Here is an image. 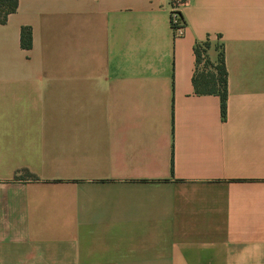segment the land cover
<instances>
[{
	"label": "crops",
	"instance_id": "1",
	"mask_svg": "<svg viewBox=\"0 0 264 264\" xmlns=\"http://www.w3.org/2000/svg\"><path fill=\"white\" fill-rule=\"evenodd\" d=\"M196 47L223 55L224 115ZM0 264H264V0H18Z\"/></svg>",
	"mask_w": 264,
	"mask_h": 264
},
{
	"label": "trees",
	"instance_id": "2",
	"mask_svg": "<svg viewBox=\"0 0 264 264\" xmlns=\"http://www.w3.org/2000/svg\"><path fill=\"white\" fill-rule=\"evenodd\" d=\"M18 0H0V23H4L7 17L16 11ZM32 44L31 30L22 27L20 30V45L29 49ZM196 61L199 67L193 76V87L198 94H218L220 98L221 114L226 112L227 78L222 53L219 54L218 62L213 65L206 57L205 50L196 47L194 49Z\"/></svg>",
	"mask_w": 264,
	"mask_h": 264
},
{
	"label": "built area",
	"instance_id": "3",
	"mask_svg": "<svg viewBox=\"0 0 264 264\" xmlns=\"http://www.w3.org/2000/svg\"><path fill=\"white\" fill-rule=\"evenodd\" d=\"M170 20H171L173 32L176 35H181L184 31V22L181 18V15L177 11L176 7H173L171 11Z\"/></svg>",
	"mask_w": 264,
	"mask_h": 264
},
{
	"label": "rangeland",
	"instance_id": "4",
	"mask_svg": "<svg viewBox=\"0 0 264 264\" xmlns=\"http://www.w3.org/2000/svg\"><path fill=\"white\" fill-rule=\"evenodd\" d=\"M201 66H203V65L201 64ZM201 66H200V67H201Z\"/></svg>",
	"mask_w": 264,
	"mask_h": 264
}]
</instances>
